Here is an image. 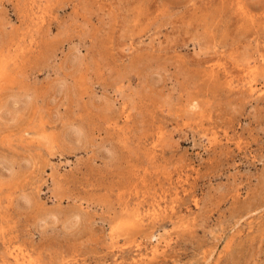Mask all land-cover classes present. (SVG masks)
Here are the masks:
<instances>
[{
  "label": "rangeland",
  "instance_id": "374dc122",
  "mask_svg": "<svg viewBox=\"0 0 264 264\" xmlns=\"http://www.w3.org/2000/svg\"><path fill=\"white\" fill-rule=\"evenodd\" d=\"M18 263L264 264V0H0Z\"/></svg>",
  "mask_w": 264,
  "mask_h": 264
},
{
  "label": "bare ground",
  "instance_id": "6f19581e",
  "mask_svg": "<svg viewBox=\"0 0 264 264\" xmlns=\"http://www.w3.org/2000/svg\"><path fill=\"white\" fill-rule=\"evenodd\" d=\"M18 258V257H17ZM18 262H19V260H18ZM19 264V263H18ZM21 264V263H20Z\"/></svg>",
  "mask_w": 264,
  "mask_h": 264
}]
</instances>
